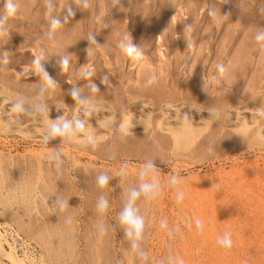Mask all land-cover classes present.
<instances>
[{
	"label": "rangeland",
	"instance_id": "1",
	"mask_svg": "<svg viewBox=\"0 0 264 264\" xmlns=\"http://www.w3.org/2000/svg\"><path fill=\"white\" fill-rule=\"evenodd\" d=\"M6 84L62 104L52 140L0 132V233L26 264H264V0H0ZM81 98L109 110L75 117Z\"/></svg>",
	"mask_w": 264,
	"mask_h": 264
},
{
	"label": "bare ground",
	"instance_id": "2",
	"mask_svg": "<svg viewBox=\"0 0 264 264\" xmlns=\"http://www.w3.org/2000/svg\"><path fill=\"white\" fill-rule=\"evenodd\" d=\"M142 1V0H141ZM7 2V1H6ZM56 4V3H55ZM48 5V4H47ZM234 5V4H233ZM22 6V5H21ZM250 6V5H248ZM66 7V6H65ZM125 7V6H124ZM26 8V7H25ZM217 8V7H216ZM20 9V8H19ZM32 10V9H31ZM54 10V9H53ZM31 12V11H30ZM138 12V11H137ZM50 13V12H49ZM73 13V12H72ZM101 13V12H100ZM132 14V13H131ZM257 15V14H256ZM5 16V15H4ZM49 16V15H48ZM104 16V15H103ZM31 17V16H30ZM10 18V17H9ZM141 18V17H140ZM109 19V18H108ZM37 20V19H36ZM31 21V20H30ZM24 22V21H23ZM48 22V21H47ZM15 23V22H14ZM138 23V22H137ZM25 25V24H24ZM29 25V24H28ZM120 25V24H119ZM42 26V25H41ZM130 26V25H129ZM137 27V26H135ZM141 27V26H140ZM68 28V27H67ZM73 28V27H72ZM70 29V36L74 37L77 32L75 28ZM150 28V27H149ZM37 29V28H36ZM134 31V30H133ZM259 31V30H258ZM118 32V31H117ZM137 32V31H136ZM140 33V32H139ZM16 34V33H15ZM95 34V33H94ZM25 35V34H24ZM23 35V36H24ZM2 38V37H1ZM3 39V38H2ZM46 39V38H45ZM44 39V40H45ZM87 39V38H86ZM126 40V39H125ZM5 41V40H3ZM52 42V41H51ZM54 42V41H53ZM57 43V41H55ZM3 43V42H2ZM115 43V42H114ZM5 45V44H4ZM55 45V44H54ZM61 46V45H60ZM5 47V46H4ZM7 47V46H6ZM23 47V46H22ZM124 47V46H123ZM77 48V47H76ZM245 48V47H244ZM254 48V47H253ZM22 49V48H21ZM52 49V48H51ZM110 49V48H109ZM114 49V48H113ZM140 50V49H139ZM28 52V51H27ZM116 52V51H115ZM51 53V52H50ZM117 53V52H116ZM3 56V55H2ZM52 56V55H51ZM30 57V56H29ZM50 57V56H49ZM124 57V55H123ZM35 58V57H34ZM118 59V58H117ZM69 60V59H68ZM64 61V60H63ZM67 61V60H66ZM35 62V61H34ZM48 62V61H47ZM50 62V61H49ZM69 62V61H68ZM66 63V62H65ZM125 63V62H124ZM73 64V63H72ZM102 64V63H101ZM146 64V63H145ZM56 65V64H55ZM61 65V64H60ZM59 65V66H60ZM120 65V64H119ZM122 65V64H121ZM124 65V64H123ZM148 65V64H147ZM232 65V64H231ZM2 66V65H1ZM10 66V65H9ZM17 66V65H16ZM58 66V65H57ZM8 68V67H7ZM65 68V67H64ZM150 69V68H149ZM37 70V69H36ZM74 70V69H73ZM83 70V69H82ZM103 70V69H102ZM50 71V70H49ZM84 72V70H83ZM55 73V72H54ZM60 73V72H59ZM82 73V72H81ZM115 73V72H114ZM154 74V73H153ZM159 75V73H158ZM108 76V75H107ZM162 76V75H161ZM260 76V75H259ZM104 77V76H103ZM263 77V76H262ZM14 78V77H13ZM260 78V77H259ZM15 79V78H14ZM100 79V78H99ZM161 79V78H160ZM230 79V77H229ZM57 80V79H56ZM232 80V79H230ZM63 81V80H62ZM104 81V80H103ZM262 81V80H261ZM230 82V81H229ZM5 83V82H4ZM3 83V84H4ZM258 83V81H257ZM45 84V83H44ZM40 85V84H39ZM114 85V84H113ZM118 85V84H117ZM41 86V85H40ZM50 86V83H48V87ZM47 87V84L46 86ZM51 87V86H50ZM114 87V86H113ZM35 88V86H34ZM33 88V89H34ZM254 88V87H253ZM49 89V88H48ZM109 89V87H108ZM257 89V88H256ZM255 89V90H256ZM36 90V89H35ZM51 90V89H50ZM106 90V88H105ZM39 91V90H38ZM70 92V91H68ZM113 92V91H112ZM251 92V91H250ZM253 92V91H252ZM32 93V92H30ZM105 93V91H104ZM254 93V92H253ZM113 94V93H112ZM243 94V93H242ZM250 94V93H249ZM42 96V95H41ZM72 96V95H70ZM40 97V95H27L21 91L15 90L14 88H10L9 84L7 85H1L0 86V99L2 102H11L13 105V112L22 113L23 115L29 114L30 118L31 116L33 118L32 123H26L24 125H20L18 117L15 119L14 117L11 118V114L9 116H5L0 111V132L6 134L7 136H12V138H28L35 141H49L55 138V121L61 119L60 114L55 112L58 111V109L62 108V104L56 106L53 110L51 108V105L48 103H44L42 100H37ZM56 97V96H55ZM76 97V94L75 96ZM41 98V97H40ZM43 98V97H42ZM48 98V97H47ZM84 98V97H83ZM83 98H81L83 100ZM86 98V97H85ZM105 99V98H104ZM264 99V98H263ZM45 100V99H44ZM56 100V99H55ZM75 100V99H74ZM185 100V99H184ZM1 102V103H2ZM76 102V100H75ZM137 103V102H135ZM163 103V102H162ZM6 104V103H5ZM76 104V103H75ZM64 105V104H63ZM192 106V105H191ZM92 107L95 108H102L105 110H109L108 107L102 105L101 103H96V100H83L81 103L76 105L74 109V116L76 117L81 112L88 111ZM218 108V107H217ZM226 109V108H225ZM56 110V111H54ZM100 110V109H99ZM230 110V109H229ZM54 111V115H53ZM102 112V111H101ZM222 113V111H221ZM3 114V115H2ZM14 114V113H13ZM131 114V113H130ZM129 113H126L122 122V129L126 130L131 126V116ZM16 115V114H14ZM19 115V114H18ZM17 115V116H18ZM41 117V119L36 122L35 118L36 116ZM213 115V114H212ZM189 116V115H188ZM16 117V116H15ZM143 117V116H142ZM20 118V117H19ZM111 117L109 115H106L104 117V125H111ZM24 119V118H23ZM177 120V119H176ZM115 122V121H114ZM263 123V122H262ZM202 125V124H201ZM151 129V128H150ZM158 129V128H157ZM219 129V128H218ZM254 129V128H253ZM169 130L172 131V134L174 136V147L176 150L178 149H187L189 148L195 141L197 137V130L191 126L190 124H187L186 122H182L181 124H178L176 127H170ZM64 131V130H63ZM155 131V130H154ZM163 131V130H162ZM238 134L240 136H243L247 132V127L242 126V128H239ZM214 132V131H213ZM102 133V132H101ZM87 134V133H86ZM232 134V133H231ZM233 135V134H232ZM62 137V136H61ZM67 137L68 140L71 142L80 141L81 143L87 139V137L84 135L83 140H79L76 134L75 125L70 123L67 127ZM135 137V136H134ZM105 138V137H104ZM64 139V138H63ZM126 139V138H125ZM163 140V139H162ZM59 141V140H58ZM66 141V140H65ZM126 141V140H125ZM130 141V140H129ZM256 141L264 142V139H262V136L259 134L256 137ZM246 142V141H245ZM60 143V141H59ZM66 144V143H65ZM75 146V145H74ZM50 147V146H49ZM195 147V146H194ZM52 148V147H51ZM247 148V147H246ZM32 151V150H31ZM176 156V155H175ZM174 156V157H175ZM5 158V157H4ZM86 169V168H85ZM56 172V171H55ZM90 172V171H89ZM97 172V171H96ZM97 174V173H96ZM64 175V174H63ZM95 176V175H94ZM99 176V175H98ZM101 177V176H100ZM152 178V177H151ZM85 179V178H84ZM89 180V179H88ZM86 181V180H85ZM3 183V182H2ZM62 183V182H61ZM224 183V182H223ZM100 184V183H99ZM18 185V184H17ZM217 185V183H216ZM4 186V185H3ZM206 186V185H205ZM218 186V185H217ZM68 187V186H67ZM198 187V186H197ZM200 187V186H199ZM202 187V186H201ZM5 188V187H4ZM142 189V188H141ZM214 189V188H213ZM217 189V188H216ZM215 189V190H216ZM61 190V189H60ZM96 190V189H95ZM148 190V189H147ZM11 191V190H10ZM14 191V190H13ZM27 191V190H26ZM6 192V191H5ZM25 193V192H24ZM30 193V192H29ZM83 193V192H82ZM144 193V192H143ZM11 195V194H10ZM79 195V194H78ZM67 197V196H66ZM134 200V199H132ZM58 204V203H57ZM63 209V208H62ZM197 209V208H196ZM161 213V212H160ZM195 215V214H194ZM202 216V214H201ZM194 217V216H193ZM200 217V216H199ZM195 218V217H194ZM197 219V218H196ZM202 220V219H201ZM190 223V222H189ZM204 225V223H203ZM205 226V225H204ZM207 228V227H206ZM209 229V228H208ZM206 229V230H208ZM4 230V229H3ZM204 230V229H203ZM212 230V229H211ZM210 230V231H211ZM216 230V229H215ZM221 230V229H220ZM198 231V229H197ZM17 232V231H15ZM134 232V231H133ZM200 232V231H199ZM205 232V231H204ZM211 233V232H210ZM18 234V233H17ZM192 234V233H191ZM12 235V234H11ZM16 235V234H15ZM102 235V234H101ZM208 235V234H207ZM7 237V236H6ZM15 237V236H14ZM105 237V236H104ZM205 237V236H204ZM20 238V236H19ZM22 238V237H21ZM196 239V238H195ZM8 239L5 238V235L3 233H0V256L6 258L9 260L10 264H26L25 260L21 258V256L17 255L16 253V246L11 242L7 241ZM13 240V238H12ZM198 240V239H197ZM5 244L7 245L8 249L6 248ZM18 244V243H17ZM24 244V243H23ZM239 244V243H238ZM106 247V246H105ZM190 247V246H189ZM107 248V247H106ZM208 248V247H207ZM218 249V248H217ZM198 250V249H197ZM207 250V249H206ZM209 250V249H208ZM90 251V250H89ZM107 251V250H106ZM219 251V250H218ZM224 251V250H223ZM212 252V251H211ZM214 253V252H213ZM220 253V252H219ZM25 255V254H24ZM206 255V254H205ZM263 256V255H262ZM210 257V256H209ZM208 257V258H209ZM189 258V257H188ZM212 258V257H211ZM26 259V258H25ZM102 259V258H101ZM258 259V258H257ZM113 260V259H112ZM186 260V259H185ZM121 261V259H120ZM180 261V259L178 260ZM238 261V260H237ZM192 262V261H191ZM210 262V261H209ZM216 262V261H215ZM222 262V261H221ZM229 262V261H228ZM33 263V262H32ZM193 263V262H192ZM239 263V262H238ZM103 264V263H102ZM121 264V263H120ZM195 264V263H194ZM207 264V263H206ZM224 264V263H223Z\"/></svg>",
	"mask_w": 264,
	"mask_h": 264
},
{
	"label": "clouds",
	"instance_id": "3",
	"mask_svg": "<svg viewBox=\"0 0 264 264\" xmlns=\"http://www.w3.org/2000/svg\"><path fill=\"white\" fill-rule=\"evenodd\" d=\"M13 9L10 6V11H12ZM125 51L127 52L128 55H132L136 50L135 47L133 45H131L130 43L127 45ZM100 183L103 185L104 183H106V179L104 177L100 178ZM147 187V186H145ZM136 196V193L133 192L132 193V198L134 199ZM124 219L126 220V222L132 226L135 227L137 234H139L140 230H141V222L139 221V219L136 217L133 209L131 208V206H129L128 208H126L125 210V214H124ZM197 227H201V224L199 221H197ZM218 243L220 245H222L225 248H229L232 245V240H231V236L229 233L225 232L223 234L222 238H219Z\"/></svg>",
	"mask_w": 264,
	"mask_h": 264
},
{
	"label": "crops",
	"instance_id": "4",
	"mask_svg": "<svg viewBox=\"0 0 264 264\" xmlns=\"http://www.w3.org/2000/svg\"><path fill=\"white\" fill-rule=\"evenodd\" d=\"M35 87H36V86H35ZM33 88H34V87H30V90L33 91V93H35V89H33ZM35 94H37V93H35ZM37 100L39 101V100H41V98L39 97ZM40 119H41V117H39V120H40ZM31 120H33V119H31ZM31 120H30V121H31ZM35 120H36V122H39V121H38V118L35 119ZM31 122H32V121H31Z\"/></svg>",
	"mask_w": 264,
	"mask_h": 264
}]
</instances>
